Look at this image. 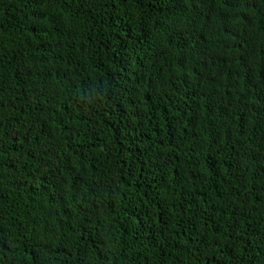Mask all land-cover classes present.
Segmentation results:
<instances>
[{
  "label": "trees",
  "instance_id": "trees-1",
  "mask_svg": "<svg viewBox=\"0 0 264 264\" xmlns=\"http://www.w3.org/2000/svg\"><path fill=\"white\" fill-rule=\"evenodd\" d=\"M0 264H264V0H0Z\"/></svg>",
  "mask_w": 264,
  "mask_h": 264
}]
</instances>
